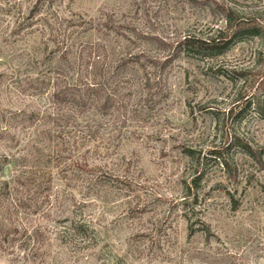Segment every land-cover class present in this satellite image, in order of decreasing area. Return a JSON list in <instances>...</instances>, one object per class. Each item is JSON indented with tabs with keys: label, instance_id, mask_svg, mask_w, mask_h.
Wrapping results in <instances>:
<instances>
[{
	"label": "rangeland",
	"instance_id": "rangeland-1",
	"mask_svg": "<svg viewBox=\"0 0 264 264\" xmlns=\"http://www.w3.org/2000/svg\"><path fill=\"white\" fill-rule=\"evenodd\" d=\"M3 180L0 264H264V0H0Z\"/></svg>",
	"mask_w": 264,
	"mask_h": 264
},
{
	"label": "trees",
	"instance_id": "trees-1",
	"mask_svg": "<svg viewBox=\"0 0 264 264\" xmlns=\"http://www.w3.org/2000/svg\"><path fill=\"white\" fill-rule=\"evenodd\" d=\"M220 35V33H219ZM234 36V34H233ZM233 36L231 38H233ZM223 39L220 36H214V37H208V38H194V37H183V39L181 41H179V46L181 48V51L188 54V52H195V53H215V56L213 55V57H216L217 54H219V50L221 48H223L222 46H226V44H228V42H230V40H225L224 44H222ZM59 44V43H58ZM61 46L63 48H59L61 50V55L60 58H62L65 62L69 59V55L71 54V51L73 49V45L70 43H66V41H62ZM126 46L122 47L121 49H119L118 51H116V49L113 50V52L111 53V57H113V61L112 64H114L115 62L117 64H119L118 67L121 66H125L126 63H128L124 58L126 56ZM104 52V57L106 55V52ZM98 58V57H97ZM107 59V55L105 57ZM99 60V59H98ZM137 62V61H136ZM99 63V61L97 60H93V62L91 63V72L95 67L97 66V64ZM112 67L108 68V72L106 75H110V71H111ZM90 72V73H91ZM42 85H44L42 83ZM117 85H114L113 89L115 91V87ZM43 88V86H42ZM52 98H54V100H59L62 103H67L70 104L71 106L78 108V109H86L87 107L89 108H96V106L98 104H100V102H102V105L105 104V102H112L113 97H115V95L113 96V93L115 92H111L109 93V95L106 97V99H101L100 96H98V93L94 90V85H91V83H89L88 85H84V91L83 93H79L74 94V93H70V92H62V91H58V86L56 85L54 88H52ZM65 90V89H64ZM79 89H77L78 92ZM63 93H65L63 95ZM104 103V104H103ZM84 112V111H83ZM35 114V113H34ZM33 114V115H34ZM38 114V113H37ZM45 117H49L48 115H46ZM45 135H50V132H47L46 129H44ZM39 137H36V139ZM211 155H213V157L215 159L219 158L221 155L220 153H218L217 151H212ZM218 156V157H217ZM222 166H224L225 168H227L228 172L230 170L229 165L227 164V162L222 160L221 163ZM80 168H87L85 163H82ZM200 177H196L194 179V181H198ZM20 179H23V174H18L15 177V181L16 184H18V181ZM29 180V178L27 179V181ZM91 181L89 183H87L86 185H90ZM25 186V185H23ZM10 190H12V195L10 193ZM20 192L17 191L16 189H11L9 182L8 181H0V236L3 234V228H2V223L9 221L10 219H12V217L14 216L13 214V206L15 207H19V202H20ZM13 196H14V200H13ZM10 198L12 201H10ZM13 202V203H12ZM12 203V204H11ZM81 217V215H79ZM75 217V215H74ZM67 221H71L72 219H66ZM71 231H73L74 233L79 234V232H82L83 234H85V236L88 237V242L89 245H94L96 244V241H98V234L95 232V230L93 229V227L91 226L90 221L83 219L81 223L77 224L76 229L72 228ZM92 243V244H91Z\"/></svg>",
	"mask_w": 264,
	"mask_h": 264
}]
</instances>
